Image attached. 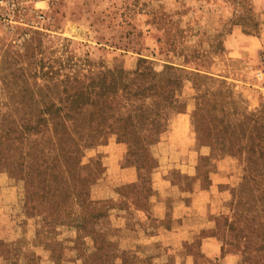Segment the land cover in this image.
<instances>
[{
    "label": "rangeland",
    "instance_id": "1",
    "mask_svg": "<svg viewBox=\"0 0 264 264\" xmlns=\"http://www.w3.org/2000/svg\"><path fill=\"white\" fill-rule=\"evenodd\" d=\"M178 56L201 77L164 68ZM114 69L159 87L130 134L80 142L61 165L51 137L41 152L0 133V264H264V0H0V124L77 100L72 80L54 87L65 76ZM171 134L192 174L173 169L166 214L152 182ZM115 143L139 183L108 172ZM184 193L203 194L207 217Z\"/></svg>",
    "mask_w": 264,
    "mask_h": 264
},
{
    "label": "trees",
    "instance_id": "2",
    "mask_svg": "<svg viewBox=\"0 0 264 264\" xmlns=\"http://www.w3.org/2000/svg\"><path fill=\"white\" fill-rule=\"evenodd\" d=\"M173 52H176L175 48ZM140 63L150 62L141 60ZM189 63H191L190 57L181 60L178 56L173 58V66L165 65L164 68L201 77L202 70L200 69H194L197 71L196 74L186 70L185 64ZM145 75L144 70H140L137 80H127L121 70L114 69L108 73L91 70L88 74H81V76L76 74L73 77L65 76V79L58 80L54 87L72 80L79 87L73 94L69 93L67 98L77 100L65 104L42 106L40 116L29 120L23 118H14L9 122L3 120L0 124L3 128L0 131L1 136L12 134L34 136L41 140L39 143L41 152L47 145V139L51 137L50 141L54 144L60 164L65 165L73 158L74 149L80 142L84 147L90 148L93 143L100 144V140H105L106 135L113 131L127 132L133 127V121L147 111V105L159 102L155 97L158 85L156 83L147 85L144 82ZM62 92L68 94L65 89ZM91 97L97 98V101L92 102ZM183 106L186 107V103L180 105V107ZM23 109H28V107ZM155 111L159 114L163 113V111ZM158 123L159 121L154 122V120L150 122L152 125ZM127 134L130 133L127 132ZM84 138L86 141H83ZM49 152L53 153L52 150ZM47 171L49 168L44 171V177Z\"/></svg>",
    "mask_w": 264,
    "mask_h": 264
},
{
    "label": "crops",
    "instance_id": "3",
    "mask_svg": "<svg viewBox=\"0 0 264 264\" xmlns=\"http://www.w3.org/2000/svg\"><path fill=\"white\" fill-rule=\"evenodd\" d=\"M125 144L131 148L133 146L131 144V141L125 142ZM157 147L159 149L158 156L161 155L160 156L161 158L164 156H167V159L163 161L159 157V161L161 165L158 169L159 176L158 178L153 180L152 186H153L154 191L158 192L161 196H163L159 199V203L157 204V206L159 207V210L160 208L161 209L163 208L164 209L163 211H165V213L167 214V210H166L167 209L166 205L168 204L167 195L173 194V188H175L174 187L175 183H173V169L176 168L174 172L177 170H180L182 171V173H185L189 176H190V173L192 174V172L188 168H185V169L182 168L180 164L183 161L182 162L178 161V163L173 164V155L176 156L179 149H181V153L184 154L183 148H179L180 146L178 147L176 145V136L174 134L168 135L165 138H163L161 142H159ZM112 148L115 149L114 153L116 154V156L114 155L110 156L111 165L109 166L108 172L116 173V170H117L119 174L120 184L125 185V184L135 183V182L139 183L140 170H138L135 167H123L120 164L124 158L125 145L120 144V143H115V145ZM47 177L48 176L45 175L46 180H47ZM35 179H36V182L40 181L39 179H37L36 174H35ZM184 196L185 197L188 196L191 203L201 202L204 199H206L202 193H199V195L192 194V193L187 195L184 193ZM209 209H210L209 203L201 202V204L199 205V211L201 212L202 217H207L208 215L207 213L209 212ZM170 211H171L170 212L171 217H173V209H171ZM161 219H164V218L162 217ZM201 249L207 259L218 258L221 255V251H222L221 246L219 245L217 239L213 237H206L203 240Z\"/></svg>",
    "mask_w": 264,
    "mask_h": 264
}]
</instances>
